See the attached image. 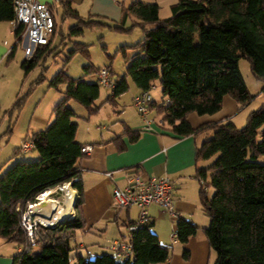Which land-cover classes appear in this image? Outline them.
I'll return each mask as SVG.
<instances>
[{
  "label": "trees",
  "instance_id": "trees-1",
  "mask_svg": "<svg viewBox=\"0 0 264 264\" xmlns=\"http://www.w3.org/2000/svg\"><path fill=\"white\" fill-rule=\"evenodd\" d=\"M59 1L63 6V18L77 22L69 30L71 36H82L85 29L99 25L128 32L131 29H125L124 25L129 18L136 20L134 27L143 28V39L132 47L137 53L127 60L124 75L118 77L117 86L105 103L116 104L117 99L130 90V83L147 92L159 81L165 101L162 104L153 102L150 108L162 116V125L168 131L178 139L214 132L196 153L197 162L210 161V164L198 167L195 176L201 184L202 209L210 220L203 230L216 254L214 264H264V131L260 132L264 125V106L250 113L243 128L231 121L209 123L199 128L189 122L192 113L204 116L221 111L226 96L232 97L241 108L253 100L240 72L241 59L249 61L255 78L264 83V0H179L171 7L172 15L165 19L160 18L158 4L135 1L123 9L122 22L114 26L102 23L100 18L85 19L69 0ZM14 18V0H0V23L12 22ZM146 25L153 27L146 29ZM15 35L20 38L21 29L16 30ZM50 44L51 39L23 63L27 74L50 54ZM77 53L90 59L89 46L85 44L76 43L68 59ZM11 58H14V50L8 56ZM84 70L86 76L97 75L99 71L93 65L84 66ZM43 80L41 75L38 82ZM61 86H65V90L53 109V122L29 140L40 154V160L16 163L0 177V240L23 249L29 246L21 226L28 203L75 178L73 187L79 193L77 216L52 228L39 226L36 245L30 246L28 252H18L13 264L168 262L172 246L160 241L152 231L151 222L136 231L130 228L138 222L123 224L129 235L118 241L132 247L127 260L117 259L114 253L95 259L71 257L77 232L86 227L80 217L84 192L78 167L84 157L81 150L86 145L76 139L79 125L73 122L76 113L69 103L76 101L85 107L89 116L94 115L100 108L96 101L101 91L97 80L87 81L85 76L72 78L65 68L50 82L51 88ZM25 102L26 96L18 97L6 114L18 117ZM12 132L9 128L8 134ZM125 133L132 142L140 137L129 128ZM209 190L213 191L212 195ZM174 231L176 242L186 245L201 228L181 215ZM38 246H42V251L33 255ZM183 255L187 260L191 257L188 249H184Z\"/></svg>",
  "mask_w": 264,
  "mask_h": 264
},
{
  "label": "crops",
  "instance_id": "crops-1",
  "mask_svg": "<svg viewBox=\"0 0 264 264\" xmlns=\"http://www.w3.org/2000/svg\"><path fill=\"white\" fill-rule=\"evenodd\" d=\"M39 1L50 5L57 25L56 31L51 38V49L55 45L56 36L62 33L60 19L63 22L73 19L63 18V6L59 0ZM69 1L72 7L85 19L95 17L102 20L112 19L121 22L123 20V9L133 2L142 1L144 3H152L147 0H124L123 4H117L114 0ZM178 1L179 0L167 1V7L171 10V7ZM58 9L61 10V18H59ZM21 41V37L17 38L15 35L13 22L0 23V67L4 64L6 59H8L11 51L14 50V53H16ZM112 78L115 81L118 79L114 78V73ZM135 87L133 83H130V90L128 92H133V100L135 96L142 93L140 89ZM112 93L113 91L109 92L106 97L103 98L100 92V97L96 101V105L100 108L95 114L99 115L101 111L108 106L110 110H107V116L102 119L98 118V121L96 120V127L91 129L87 137L79 134L80 127L78 128L76 136L79 143L91 145L93 147L92 153L84 156L78 163L84 192V201L80 208V217L83 222H85L86 227L85 229L79 230L77 235L79 232L90 234L93 230H100V227H103L106 233H111L109 247H111L114 242L123 240V236L129 235L128 228L123 224L126 223L130 225L137 223L140 218L141 209L134 206L121 211L117 210L113 202L114 188L116 186L125 188L127 186V179L130 176L138 175L144 179L153 178L155 180L169 178L173 183L176 209L183 218L196 225L198 224L201 231L195 238H192L188 244H181L182 246H178L179 248H177V250L175 249L172 258L163 264H211L215 252L211 249L203 230L209 226L210 220L204 224L199 223L201 215L199 214L198 216V202L196 198L192 199L189 197V191L190 189L194 190V188L199 191L201 189L200 182L195 178L196 170L198 167H207L210 161L197 162L196 153L202 143L211 137L212 131H205L196 136L192 135L178 139L162 125V116L158 115L156 111L152 109L148 116V118L152 120V130L147 131L146 123L139 115L135 105L134 108L136 113L131 112V114H127L126 102H123V96L127 93L121 95L117 99L116 104L105 103ZM151 96L153 102H157L158 104H162L165 101L162 87L158 93H155V95L151 94ZM122 102L123 105L121 104ZM53 109L52 113L49 115L33 116L32 122L34 121L35 124L34 126L31 124L28 128V134L26 133L27 135L23 137H26L24 142L17 145L19 146V150L25 142L30 140V137L34 133L45 130L51 124L54 118ZM242 109L243 108H241L232 97L226 96L221 111L214 115L204 116L192 113L189 115V122L194 128H199L209 123L228 120L233 122L235 118L241 115ZM86 119L89 121L88 118ZM98 122L100 125L97 124ZM126 128H129L132 132L139 133V139L132 142L130 136L125 133ZM122 147H124V149H121ZM108 173H112V177H109L107 175ZM70 188L76 191L79 199L78 191L71 185ZM212 194L213 191L209 190V195ZM146 211L150 218L152 231L159 236L163 244L169 245V237L171 232L176 228V220L157 204H151L146 208ZM167 222L169 226H167ZM171 244L180 245L178 241L176 243H172L171 241ZM5 246L3 245V247ZM80 247H85V245H80ZM20 249L21 247L16 245L6 249L7 257L1 260L0 264H10L11 259L13 264V257ZM182 249H188L191 253L188 262H184L181 258L180 252Z\"/></svg>",
  "mask_w": 264,
  "mask_h": 264
},
{
  "label": "rangeland",
  "instance_id": "rangeland-1",
  "mask_svg": "<svg viewBox=\"0 0 264 264\" xmlns=\"http://www.w3.org/2000/svg\"><path fill=\"white\" fill-rule=\"evenodd\" d=\"M147 1L152 3L156 2L160 5V17L162 19L169 18L172 15L171 10L167 7V1L169 0ZM58 12L59 18H61V10L58 9ZM135 21L134 18H129L125 23V29H131V31L128 32H117L109 27L99 25L85 29L82 36H71L69 35L70 27L74 26L77 22L75 20H65L63 22L60 19L62 33L56 36L55 45L51 48L50 54L46 55L28 74L23 68V63L28 60L25 55V44L24 41L19 43L16 53H14L15 57L6 59L4 64L0 67V168L2 169L0 171V177L16 163L36 162L40 160V154L35 149L23 152L19 150V146L17 145L24 142L26 137H23L28 134V128L31 124L34 126L35 123L34 121L32 122L33 116L51 114L53 107L63 98L65 86H61L59 89L50 87V82L62 69L65 68L66 73L72 78L78 79L85 76L87 81H96V74L86 76L84 70V66L86 65H93L96 70L103 67H110L114 73L115 79L124 75L127 60L137 53V50L132 47L138 44L144 37L142 27L133 26ZM101 22L112 26L120 25L121 23V21L112 19H103ZM152 27L153 25H146V29ZM76 43L89 46L90 59H87L81 53H77L71 59H68L70 57V51L74 49ZM122 48H124L125 51H123ZM239 68L248 90L253 97V100L242 109L241 115L233 120V123L238 128H243L246 126V119L250 113L264 106V83L255 78L248 60L241 59L239 61ZM41 75L44 76V80L38 82ZM154 87L155 88L150 91L152 95H155V93H158L160 90V82L157 81ZM100 91L103 98L111 92V90L102 86H100ZM21 96H26V102L18 117L15 114H13V116L6 114L11 111L17 98ZM123 98V102H126L127 114H131V112L136 113L133 103V92H128ZM123 102L121 103L122 105ZM69 106L76 113L73 122L77 123L80 127L79 134L85 137L90 134L92 128L96 127V120L98 121L99 119L105 118L107 116V110H110V107L106 106V109H103L99 115L94 114L89 116L85 107L78 102L71 101ZM86 118H88L89 121H87ZM97 124L100 125L99 122ZM9 128L13 129L12 134H8ZM263 131L264 125L260 128V132L262 133ZM213 133L212 131L210 138L213 137ZM57 193L56 195L58 196H56L55 199L63 201L64 192L58 191ZM189 197L192 199L196 198L198 202V216L199 214L201 215L199 223L204 224L208 222L209 218L204 213L200 203L199 190H196V188H194V190L190 189ZM50 201L52 202V200ZM74 213L76 216L75 206ZM71 219L73 220V218H68L65 222L72 221ZM167 226H169L168 222ZM172 233L173 232H171L169 237V245L172 246L171 258L175 253V249L177 250V248H179L178 246H182L181 244H171ZM110 239L111 233H106L103 227H100V230H93L90 234L79 232L72 243L73 251L71 257L74 259L77 256H83L87 259H95L104 254H112L111 247H109ZM3 245L6 246L3 247ZM80 245H85V247L81 248ZM11 246H15V244L0 240V261L6 259V249ZM41 251L42 246H38L33 250L32 254L38 255ZM180 253L184 262L190 260L184 258V249H182ZM215 260L216 254L214 253L211 264H213ZM10 262V264H12V259Z\"/></svg>",
  "mask_w": 264,
  "mask_h": 264
},
{
  "label": "built area",
  "instance_id": "built-area-1",
  "mask_svg": "<svg viewBox=\"0 0 264 264\" xmlns=\"http://www.w3.org/2000/svg\"><path fill=\"white\" fill-rule=\"evenodd\" d=\"M117 4H123L124 0H114ZM14 13L15 18L12 21L14 30L21 29V40L25 44V55L31 59L39 46H46L49 44L51 37L55 33L56 21L53 16L50 5L40 2L39 0H14ZM97 81L100 86L113 91L117 86V81L112 78V71L109 67L100 68L97 75ZM134 105L139 115L146 123L147 131H151L152 120L148 118L151 111V104L153 98L150 91L142 92L134 97ZM32 142H25L22 146L23 152H28L33 149ZM93 151L91 145H86L82 148L81 152L84 156L90 155ZM112 177V173L107 174ZM77 181L73 179L70 184ZM67 184V183H66ZM54 188L55 194L61 191L65 185ZM42 193L35 201L29 202L26 210L23 212L21 226L26 232L28 237V244L26 248H21L19 252H28L30 246H35L37 242V233L39 226L45 228H52L55 225H46L38 220L39 215H43L42 210L37 211L41 204ZM58 196V195H56ZM113 202L116 209H127L137 206L141 209L138 224L132 226L130 231H136L140 227L147 225L150 218L146 208L151 204L159 205L165 212H167L175 220L181 216L180 212L175 207L173 183L169 178L161 180L144 179L140 176H130L127 179V186L120 188L116 186L113 190ZM75 218V213L72 216ZM72 220V219H71ZM172 243H176V231L173 232ZM111 250L115 257L119 260H127L130 258L132 247L122 241H116L111 246Z\"/></svg>",
  "mask_w": 264,
  "mask_h": 264
},
{
  "label": "bare ground",
  "instance_id": "bare-ground-1",
  "mask_svg": "<svg viewBox=\"0 0 264 264\" xmlns=\"http://www.w3.org/2000/svg\"><path fill=\"white\" fill-rule=\"evenodd\" d=\"M61 192H64L63 201L55 199L56 195L53 194H55L56 191H54V189L44 193L41 197V204L37 209V211L42 210L44 213V216H38L39 221L51 226L61 223L65 218H72L74 206L77 201V193L75 190L70 188V184H66L65 187L62 188ZM50 200H52L53 203Z\"/></svg>",
  "mask_w": 264,
  "mask_h": 264
},
{
  "label": "water",
  "instance_id": "water-1",
  "mask_svg": "<svg viewBox=\"0 0 264 264\" xmlns=\"http://www.w3.org/2000/svg\"><path fill=\"white\" fill-rule=\"evenodd\" d=\"M77 202H78V200L76 201V204H77ZM76 204H75V207H76ZM65 221H66V220H65ZM65 221H62V222H65ZM62 222H61V223H62Z\"/></svg>",
  "mask_w": 264,
  "mask_h": 264
}]
</instances>
